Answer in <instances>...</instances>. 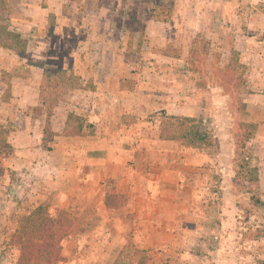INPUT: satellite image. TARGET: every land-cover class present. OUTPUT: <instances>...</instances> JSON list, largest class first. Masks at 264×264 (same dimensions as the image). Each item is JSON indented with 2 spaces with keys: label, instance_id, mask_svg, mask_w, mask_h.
Returning <instances> with one entry per match:
<instances>
[{
  "label": "rangeland",
  "instance_id": "1",
  "mask_svg": "<svg viewBox=\"0 0 264 264\" xmlns=\"http://www.w3.org/2000/svg\"><path fill=\"white\" fill-rule=\"evenodd\" d=\"M2 1L26 50L0 49V264L37 206L72 222L52 264H264V0ZM45 71L79 84L58 91L50 151L34 112ZM68 113L93 136L64 137ZM164 116L200 122L213 149L159 140ZM235 160L263 205L235 194Z\"/></svg>",
  "mask_w": 264,
  "mask_h": 264
},
{
  "label": "trees",
  "instance_id": "2",
  "mask_svg": "<svg viewBox=\"0 0 264 264\" xmlns=\"http://www.w3.org/2000/svg\"><path fill=\"white\" fill-rule=\"evenodd\" d=\"M2 4L3 1L0 0ZM1 11V10H0ZM2 12V11H1ZM8 25L3 24V16H0V49L9 51L17 57H23L26 50L25 41L18 35L8 30ZM63 73H43L40 83L38 105L34 112L40 117L45 112L46 118L42 129L41 147L44 151H50V144L56 134L51 128V117L58 106V91L77 90L79 84L74 77L69 80H60ZM256 125L252 123L242 124L239 135L234 139L235 153L243 149L256 131ZM94 128L85 119L73 113L66 116L63 130L64 137L76 138L93 136ZM158 138L161 141L175 143L185 149L201 150L213 149L216 144L214 135L202 127L200 122L188 118L164 116L159 121ZM238 161L235 160L234 163ZM239 170V171H238ZM233 189L235 194L247 196L248 201L254 207L263 205L260 195V187L257 179V170L249 168L247 164H234ZM117 201L116 195H106L105 209L110 214ZM72 222L64 212H60L56 218L48 215L44 206H37L30 214L19 221L14 235V244L18 250L16 264H52L61 262V242L68 234ZM137 264H145L139 260Z\"/></svg>",
  "mask_w": 264,
  "mask_h": 264
},
{
  "label": "crops",
  "instance_id": "3",
  "mask_svg": "<svg viewBox=\"0 0 264 264\" xmlns=\"http://www.w3.org/2000/svg\"><path fill=\"white\" fill-rule=\"evenodd\" d=\"M82 141H87V140H86V139H85V140L83 139ZM134 154H135V153H133L132 155H134ZM139 156H140V155H139ZM139 156L137 155V157H139ZM140 174H141V173H138V176H137V177H139Z\"/></svg>",
  "mask_w": 264,
  "mask_h": 264
}]
</instances>
